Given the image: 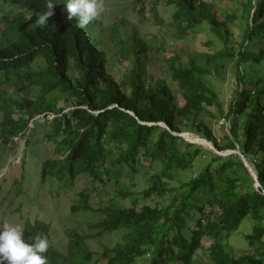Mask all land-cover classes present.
Segmentation results:
<instances>
[{
    "label": "trees",
    "instance_id": "trees-1",
    "mask_svg": "<svg viewBox=\"0 0 264 264\" xmlns=\"http://www.w3.org/2000/svg\"><path fill=\"white\" fill-rule=\"evenodd\" d=\"M67 2L52 0V14L40 25L37 19L48 10V0H0V12L7 8L0 19V141L16 144L14 138H24L28 155L37 130L51 127L46 139L54 150L42 162L44 177L67 179L70 185L88 181L94 190L107 192L115 178L125 183L120 200L131 198L132 204L103 208V218L94 225L100 239L103 234L119 236L113 247L95 250L94 235L71 229L68 249L61 253L52 245L50 225L39 221L27 222L24 239L47 236L46 264H197L207 230L214 264H264V0L244 4L249 7L243 15L246 27L235 45L223 29L232 34L230 22L237 15L224 13L222 21L209 4L204 16L207 5L201 0H153V9L172 8L176 34L204 26L222 44L200 58L189 56L187 63L165 58L177 91L148 71L161 45L151 48L135 31L129 48H120L121 60L132 67L129 80L119 82L109 70L108 52L111 41L121 42L125 21L106 29L100 12L78 27L76 17L68 18ZM38 60L43 65L35 67ZM230 62L235 91L228 111L221 112L228 131L218 138L203 119L216 120L212 108L218 103L203 76ZM49 95L74 99V109L41 124L36 118L50 113L49 103L43 102ZM177 95L183 106H178ZM190 132L221 152L241 151L257 171L261 187L255 188L238 155L221 156L173 134ZM100 182L104 188H98ZM85 192L72 212L91 209L92 193ZM156 198L162 202L152 206L150 200ZM247 219L255 224L244 236L249 249L236 254L228 240Z\"/></svg>",
    "mask_w": 264,
    "mask_h": 264
},
{
    "label": "rangeland",
    "instance_id": "rangeland-1",
    "mask_svg": "<svg viewBox=\"0 0 264 264\" xmlns=\"http://www.w3.org/2000/svg\"><path fill=\"white\" fill-rule=\"evenodd\" d=\"M207 7L203 10L204 16L208 12V4L213 6L214 12L220 20H224V13L237 15L238 19L230 22L232 34L223 29L226 39L231 45L242 41V36L246 27V20L243 15H247L249 7L248 0H201ZM103 8L101 16L105 20L106 29H110L115 23L123 22L121 25L122 35L121 42H110L109 45V70L117 77L118 81H128L131 62L122 61L120 48H129L131 38L134 37V31L138 32L146 42H149L151 48L157 49L156 44L161 45L163 50H157V57L150 64L148 71L157 79H163L172 91H177L178 83L173 81L169 75V67L165 58L178 57L182 63L188 62L189 56L200 58L206 53L216 52L222 47L220 41L215 40L213 35L202 26L200 29L189 31L186 34H176L172 21L173 10L171 7L162 5L155 6L153 0H144L141 3L135 0H101ZM1 4V3H0ZM2 7V4H1ZM0 7V8H1ZM7 10L5 7L1 14ZM252 11V10H251ZM127 22V24H126ZM126 24V25H125ZM213 41L215 43L210 44ZM159 54V58H158ZM43 65L38 60L35 67ZM233 63H225L224 68L213 75L203 76L204 80L218 95V103L212 108L216 115V120L203 118L213 129L215 135L219 138L227 132L225 118L222 117L228 111L230 101L233 98L235 87L232 80ZM238 89V88H237ZM18 100L22 98V93H18ZM66 101L60 95L46 96L43 102L49 103L50 113L41 115L36 118V122L44 124L46 121L51 122L55 117L62 116L64 113L74 109V99ZM178 106H183L184 100L181 95H177ZM63 112L60 113V110ZM19 115L17 116V118ZM226 126V127H225ZM33 124H31V128ZM225 127V128H224ZM52 130L51 127L44 126L37 130L35 136L36 144L29 148L27 155L26 139L14 138V143H5L0 141V225L4 223L19 224L22 228L26 224V219L36 220L44 219L52 227L54 246L60 252H66L68 249L70 230L72 233L80 235H94L98 243L95 250H101V246L113 247L119 240L116 234H103L102 238L96 234L99 230L94 225L103 218L102 209L115 205L129 207L132 204L131 198L120 200L118 194L124 182L116 183L115 178L112 181V187L107 192L105 190H94L91 182L80 181L69 185L71 181L65 179L63 189L60 186L55 190L47 182L41 179L40 168L42 162L50 157L54 150V145L46 139V133ZM30 131L27 132V135ZM197 135L196 133H187ZM186 134V135H187ZM190 136V135H187ZM198 136V135H197ZM32 137H30L31 139ZM210 150L207 147H204ZM214 152V151H213ZM226 156V155H225ZM23 162V163H22ZM200 168L197 166L193 173L195 174ZM115 177V176H114ZM68 181V182H66ZM140 179H138L137 183ZM132 185V182H128ZM88 186L85 190L84 187ZM98 188H104V183H98ZM141 187V185H140ZM139 187V189H140ZM89 191L92 193L89 199L90 210L78 208L72 212V207L77 205L81 200V193ZM85 192L84 194H89ZM100 194V195H98ZM160 199H151L150 204L156 206ZM254 221L247 219L239 229L237 234L232 235L228 240L230 248L238 254L241 251L248 252L247 242L244 239L246 234H250L254 227ZM212 238L207 230L204 231L202 240L205 249L197 257V264H214L210 259L209 246L212 244ZM264 250V241L260 246ZM138 261L136 264H142Z\"/></svg>",
    "mask_w": 264,
    "mask_h": 264
},
{
    "label": "clouds",
    "instance_id": "clouds-1",
    "mask_svg": "<svg viewBox=\"0 0 264 264\" xmlns=\"http://www.w3.org/2000/svg\"><path fill=\"white\" fill-rule=\"evenodd\" d=\"M52 7V0H48V10L38 17V24L44 25L46 23L47 18L52 14ZM102 8L101 0H68L66 4L68 18L76 17L78 27H84L95 19L102 11ZM41 179L55 190L59 186L61 187L60 190L63 189L62 184L64 181L57 176L48 175L44 177L41 174ZM37 221L50 225L42 218L36 220L26 219V224L23 228L19 224L4 223L0 225V264H46V257L43 254L49 246L47 236L37 235L27 240L24 239L23 229L27 227V222L33 224ZM50 228L52 229L51 225ZM52 245L54 246L53 236ZM54 248L57 249L55 246Z\"/></svg>",
    "mask_w": 264,
    "mask_h": 264
},
{
    "label": "water",
    "instance_id": "water-1",
    "mask_svg": "<svg viewBox=\"0 0 264 264\" xmlns=\"http://www.w3.org/2000/svg\"><path fill=\"white\" fill-rule=\"evenodd\" d=\"M131 114H133V116H136L134 113H131ZM139 122L142 123L141 121H139ZM142 124H144V123H142ZM150 125H152V124H150ZM155 125H160L162 127L168 128V126L165 123H156ZM173 134H175L176 136L182 137L187 142L198 144V145H201V146L205 147V145L203 143H200V141H196V140L187 138L185 136L187 133H173ZM195 137L197 139L201 140V141H204L206 144H208L210 147H207V148H209L210 150L214 151L218 155H221V156H225V155L227 156V155H230V154L238 155L241 158V160L243 161L245 167L248 169V171L251 174V176L254 178V180H255V188L258 190L261 187L257 171L248 162V160L242 154L241 151H239V150H235V151L234 150H228V151L221 152L214 146V144L212 142H210V141H208V140H206V139H204V138H202L200 136H197V135H195Z\"/></svg>",
    "mask_w": 264,
    "mask_h": 264
},
{
    "label": "bare ground",
    "instance_id": "bare-ground-1",
    "mask_svg": "<svg viewBox=\"0 0 264 264\" xmlns=\"http://www.w3.org/2000/svg\"><path fill=\"white\" fill-rule=\"evenodd\" d=\"M186 137H187V135H185ZM188 138V137H187ZM190 139V138H189ZM206 146V145H205ZM206 147H210L209 145L208 146H206Z\"/></svg>",
    "mask_w": 264,
    "mask_h": 264
}]
</instances>
